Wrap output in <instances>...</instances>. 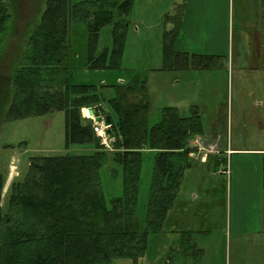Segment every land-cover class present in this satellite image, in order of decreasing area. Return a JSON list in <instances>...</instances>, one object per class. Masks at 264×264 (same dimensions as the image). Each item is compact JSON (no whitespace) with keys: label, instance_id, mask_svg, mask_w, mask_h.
Returning a JSON list of instances; mask_svg holds the SVG:
<instances>
[{"label":"trees","instance_id":"16d2710c","mask_svg":"<svg viewBox=\"0 0 264 264\" xmlns=\"http://www.w3.org/2000/svg\"><path fill=\"white\" fill-rule=\"evenodd\" d=\"M134 4L135 0L45 1L7 76L1 118L64 111L65 147L91 144L95 151L35 156L27 173L15 177L5 195L7 177L0 173V264H129L128 260L138 264L147 253L151 234L170 231L190 237L194 231L192 225L176 226L183 214L170 218L169 213L176 212L185 171L198 151L190 140L204 134L201 115L197 111L183 115L177 106H164L161 119L150 126L152 102L146 81L135 78L113 85L108 113L122 194L109 205L99 175L109 151L93 120L82 115L83 107L98 105L103 97L95 84L72 79L81 49L74 41L80 32L86 36L83 66L120 67ZM185 11L184 0L165 15L171 27L163 35V70L206 67L219 56L176 50ZM10 16L7 3L0 0V56ZM107 25H111L112 46L99 50L100 32ZM145 148L156 155L146 215L141 218L137 202ZM227 161L216 156L217 164ZM118 174L119 169H114Z\"/></svg>","mask_w":264,"mask_h":264},{"label":"rangeland","instance_id":"374dc122","mask_svg":"<svg viewBox=\"0 0 264 264\" xmlns=\"http://www.w3.org/2000/svg\"><path fill=\"white\" fill-rule=\"evenodd\" d=\"M45 1L5 0L11 16L0 56V113L7 76L38 23ZM179 2L182 0H135L119 68L83 66L86 36L80 32L74 41L81 49L72 79L95 84L109 111L113 85L144 79L152 102L150 126L161 119L164 106H177L183 115L197 111L204 125L200 137L206 139L208 149L233 148L224 154L227 166L216 163V153H208L205 162L204 152L195 153L192 167L185 171L176 212L169 213L170 218L183 214L176 226L192 225L194 231L190 237L170 231L151 234L147 253L138 264H264V57L259 55L264 32L256 34L254 26L243 23L245 0H234L233 30L226 49L225 43H184L200 46L203 53L196 54L219 55L212 64L163 70V35L171 27L165 23V15ZM98 43L99 50L112 46L111 25L102 28ZM92 120L109 151L99 175L111 205V199L122 194L121 166L114 160V138L107 135L102 122ZM64 137V111L22 119L1 118L0 114V173L7 177L3 195L15 177L27 173L35 156L95 151L91 144L66 148ZM155 155L153 149L143 150L137 202L141 218L146 215ZM114 169H119L118 175Z\"/></svg>","mask_w":264,"mask_h":264},{"label":"crops","instance_id":"0c3cea01","mask_svg":"<svg viewBox=\"0 0 264 264\" xmlns=\"http://www.w3.org/2000/svg\"><path fill=\"white\" fill-rule=\"evenodd\" d=\"M185 1L186 11L182 23V34L176 41V48L179 51L203 53L200 46L189 47L184 46V43H225L226 49L233 30L234 0ZM245 5L247 11L243 14V23L246 22L245 25L249 27L254 26L252 31H255L256 34L264 32V0H245ZM259 51L260 57H264L263 43H260ZM199 136L193 137L190 141L197 145L198 152H204L202 154L203 162L207 160L208 153H216L218 156L225 157L224 154L233 150V148L225 149V147L222 149V146L216 150H210L205 142L206 139L199 138ZM218 140L221 142V138ZM227 165L228 161L224 166Z\"/></svg>","mask_w":264,"mask_h":264},{"label":"water","instance_id":"95a60500","mask_svg":"<svg viewBox=\"0 0 264 264\" xmlns=\"http://www.w3.org/2000/svg\"><path fill=\"white\" fill-rule=\"evenodd\" d=\"M88 112L90 115L94 116L96 122L103 123V125L106 127L105 132L111 139H113L115 137V133L111 128L113 121L105 105L100 103L95 106H90L88 107Z\"/></svg>","mask_w":264,"mask_h":264},{"label":"built area","instance_id":"2783aa9c","mask_svg":"<svg viewBox=\"0 0 264 264\" xmlns=\"http://www.w3.org/2000/svg\"><path fill=\"white\" fill-rule=\"evenodd\" d=\"M84 108H86L87 109V114H89V112H88V108L87 107H84ZM84 108H83V115L85 116V117H88V118H92V119H94V116H88V115H86L85 114V111H84ZM90 115V114H89ZM199 138H200V136H199ZM206 157V156H205ZM228 171V170H227Z\"/></svg>","mask_w":264,"mask_h":264},{"label":"bare ground","instance_id":"6f19581e","mask_svg":"<svg viewBox=\"0 0 264 264\" xmlns=\"http://www.w3.org/2000/svg\"><path fill=\"white\" fill-rule=\"evenodd\" d=\"M84 111H85L86 115L91 116V115L87 114V109L86 108H84Z\"/></svg>","mask_w":264,"mask_h":264},{"label":"flooded vegetation","instance_id":"af4514ba","mask_svg":"<svg viewBox=\"0 0 264 264\" xmlns=\"http://www.w3.org/2000/svg\"><path fill=\"white\" fill-rule=\"evenodd\" d=\"M24 48V47H23ZM23 50V49H22ZM22 54V51L19 53V55H21Z\"/></svg>","mask_w":264,"mask_h":264}]
</instances>
